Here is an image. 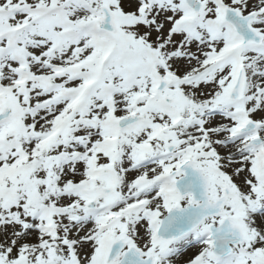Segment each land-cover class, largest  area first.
<instances>
[{
    "label": "snow or ice",
    "instance_id": "obj_1",
    "mask_svg": "<svg viewBox=\"0 0 264 264\" xmlns=\"http://www.w3.org/2000/svg\"><path fill=\"white\" fill-rule=\"evenodd\" d=\"M0 264H264V0H0Z\"/></svg>",
    "mask_w": 264,
    "mask_h": 264
}]
</instances>
